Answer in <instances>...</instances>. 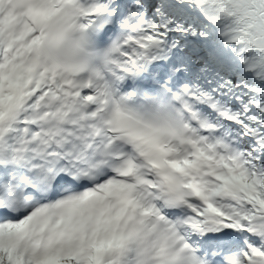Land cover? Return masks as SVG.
Returning a JSON list of instances; mask_svg holds the SVG:
<instances>
[{
  "label": "snow or ice",
  "instance_id": "6c2138e0",
  "mask_svg": "<svg viewBox=\"0 0 264 264\" xmlns=\"http://www.w3.org/2000/svg\"><path fill=\"white\" fill-rule=\"evenodd\" d=\"M0 264H264V0H0Z\"/></svg>",
  "mask_w": 264,
  "mask_h": 264
}]
</instances>
